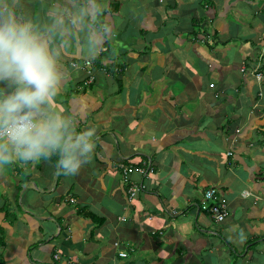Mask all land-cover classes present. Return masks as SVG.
Masks as SVG:
<instances>
[{
  "label": "crops",
  "instance_id": "0c3cea01",
  "mask_svg": "<svg viewBox=\"0 0 264 264\" xmlns=\"http://www.w3.org/2000/svg\"><path fill=\"white\" fill-rule=\"evenodd\" d=\"M53 2L23 0L41 18ZM109 13L115 35L95 67L121 72L87 85L68 57L52 101L96 128L92 158L59 179L50 159L0 169V264H264V96L250 64L264 57V0H109ZM149 161L130 202L119 166ZM212 187L222 222L198 208Z\"/></svg>",
  "mask_w": 264,
  "mask_h": 264
},
{
  "label": "clouds",
  "instance_id": "9594fccd",
  "mask_svg": "<svg viewBox=\"0 0 264 264\" xmlns=\"http://www.w3.org/2000/svg\"><path fill=\"white\" fill-rule=\"evenodd\" d=\"M109 15V0H54L43 18L23 0H0V169L56 156L57 171L73 176L90 162L96 128L78 127V116L56 110L52 101L70 74L64 69L68 57L74 58V70L88 67L87 85L98 72H121L119 67L93 64L115 35L116 22ZM203 41L208 43L205 37ZM263 61L259 51L252 63ZM208 87L215 91L214 84ZM228 214L227 205L226 218Z\"/></svg>",
  "mask_w": 264,
  "mask_h": 264
},
{
  "label": "built area",
  "instance_id": "2783aa9c",
  "mask_svg": "<svg viewBox=\"0 0 264 264\" xmlns=\"http://www.w3.org/2000/svg\"><path fill=\"white\" fill-rule=\"evenodd\" d=\"M258 80H261L260 76H257ZM91 80V79H90ZM238 132V131H237ZM120 170L123 174V176L126 178L125 180L128 182L127 188H126V195L129 201H132L137 197L140 190L142 189V186L140 183H133L129 180L131 174L134 172L139 173L140 175H145L147 173L153 172V167L151 162L149 161L146 164H143L140 168L134 169L132 166H120ZM218 196V198L216 197ZM71 203H73V200H70ZM199 210L205 213H209L210 216L216 220V222H222L227 216V203L220 197L218 190L211 188L206 190V192L203 194V199L200 202ZM117 246V244H114ZM121 257H125V254L120 253ZM55 259H58L57 256H55Z\"/></svg>",
  "mask_w": 264,
  "mask_h": 264
},
{
  "label": "trees",
  "instance_id": "16d2710c",
  "mask_svg": "<svg viewBox=\"0 0 264 264\" xmlns=\"http://www.w3.org/2000/svg\"><path fill=\"white\" fill-rule=\"evenodd\" d=\"M148 2H149V4L150 5H152V4H155L158 8H163V7H168V8H174L175 7V5H176V1L177 0H147ZM191 24L193 25L194 24V26H196V21L194 20V19H192V22H191ZM193 31V30H192ZM200 34V29H197L194 33H193V35H192V37L194 38V40H198V39H200L201 37H199V38H197L198 37V35ZM93 64L95 65V66H97V63H95L94 61H93ZM98 68H100V67H98ZM252 71V70H251ZM258 75L259 76H261V84L263 85L264 84V73H263V70H260L259 72H258ZM253 79L255 80V84L257 85V82H256V79H255V74L253 73ZM254 84V85H255ZM258 87V86H257ZM210 91H212V90H210ZM213 93V97L215 98V99H217V101H219V100H221L223 103H225L226 102V100L227 99H229V97L227 96V94L226 93H222L221 92V89H218L216 92L215 91H212ZM262 92H263V89H262ZM256 97H257V99H259V89H257V91H256ZM264 135V134H263ZM264 142V141H263ZM231 155H232V153L230 154V155H227L228 157H231ZM57 157L56 156H54V157H52L51 159H50V163L52 164V165H54L55 166V168H56V162H57V159H56ZM129 166V165H128ZM130 166H132L134 169H138V168H140L141 166H134V165H130ZM56 171H57V169H56ZM26 172L27 171H25V172H23L22 174H23V176H22V179H23V183H27L28 181H30L31 180V176H30V174H26ZM29 173V172H28ZM57 173V179H59L60 177H63V176H65V175H63L62 173H59L58 171L56 172ZM121 173V178H122V183H123V185H124V187H125V192H126V188H127V185H128V182L125 180L126 178L123 176V174H122V172H120ZM263 176H264V174H263ZM142 179L141 180H143L144 181V179H145V177H141ZM129 180L130 181H132L131 180V178H129ZM139 184V183H138ZM140 185L142 186V189L140 190V192H139V194L137 195V197L141 194V193H143L144 192V190H145V187H144V185H143V182H140ZM21 185H19V187H20ZM212 188H214V187H212ZM208 189H211V188H208ZM208 189H206V190H208ZM214 189H216V188H214ZM206 190L204 191V193L206 192ZM136 197V198H137ZM216 197L218 198V196L216 195ZM135 198V199H136ZM134 200V199H133ZM132 200V201H133ZM82 212H80V214H81Z\"/></svg>",
  "mask_w": 264,
  "mask_h": 264
},
{
  "label": "rangeland",
  "instance_id": "374dc122",
  "mask_svg": "<svg viewBox=\"0 0 264 264\" xmlns=\"http://www.w3.org/2000/svg\"><path fill=\"white\" fill-rule=\"evenodd\" d=\"M121 3H119V5H120ZM111 10L113 9V7H111L110 8ZM113 11V10H112ZM192 25V24H191ZM196 27H198V24H196ZM218 31L220 32V29H218ZM116 42H118L117 40H116ZM264 51V50H263ZM251 64V66H252V68H253V71L255 72V79H256V82H257V86H258V89H259V98H262L261 96H260V94L262 93V94H264L263 92H262V89H264V87L262 88V84H261V80H258V75H257V72L259 71V70H261V67H262V65H261V63H250ZM260 65V66H259ZM107 66V65H106ZM259 66V67H258ZM107 68L108 69H112L111 68V65H108L107 66ZM202 70H204L205 71V69L202 67ZM257 75V76H256ZM176 81H180V79L179 78H174ZM67 91V90H66ZM264 96V95H263ZM263 99V98H262ZM259 105L262 107V105L261 104H257V102L254 104V106L253 107H255V110L259 107ZM120 166H122V164H120ZM154 172H150V173H147V174H145V175H140L139 173H137V172H134L133 174H137V175H139L140 177H145V178H149L150 176H152V174H153ZM261 173H263V172H261ZM133 174H131V176L133 175ZM131 176H130V178H131ZM132 180V179H131ZM132 182L133 183H136L135 181H133L132 180ZM134 200H136V199H134ZM131 202V201H130ZM44 224H46V225H48V227H49V223L48 222H43ZM55 227H56V225H55ZM54 259H55V255H54Z\"/></svg>",
  "mask_w": 264,
  "mask_h": 264
}]
</instances>
